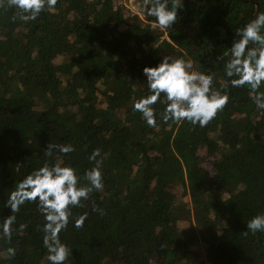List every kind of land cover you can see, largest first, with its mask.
Segmentation results:
<instances>
[{"label":"trees","instance_id":"16d2710c","mask_svg":"<svg viewBox=\"0 0 264 264\" xmlns=\"http://www.w3.org/2000/svg\"><path fill=\"white\" fill-rule=\"evenodd\" d=\"M142 2L140 15L129 7ZM146 3L57 0L27 22L0 4V221L22 176L61 161L83 177L99 149L104 188L71 209L60 233L72 248L65 264H264V233H245L264 212V114L223 72L235 31L264 0H167L179 7L169 28L142 11ZM165 55L213 74V88L227 92L204 127L158 118L153 128L133 112L149 94L142 69ZM48 143L73 151L46 156ZM42 224L25 202L11 241L0 236V264H48Z\"/></svg>","mask_w":264,"mask_h":264},{"label":"clouds","instance_id":"9594fccd","mask_svg":"<svg viewBox=\"0 0 264 264\" xmlns=\"http://www.w3.org/2000/svg\"><path fill=\"white\" fill-rule=\"evenodd\" d=\"M5 0H0L4 4ZM57 0H6V7L16 12V17L27 22L36 20L42 11L53 9ZM179 7H170L167 0H147L142 11L154 18L161 28H169L177 20ZM225 53L229 58L223 64V72L232 88H247L256 109L264 114V11L256 10L251 18L235 31L231 46ZM147 95L133 101L132 110L138 112L149 127H157V119L172 123L187 122L192 126L204 127L219 111H222L229 96L222 89L213 88V74L193 71L192 63L183 58L173 59L165 55L155 66H145ZM163 104L159 111L157 102ZM70 153L72 145L48 143L44 149L46 156L53 151ZM99 149H94L88 156L94 165L85 170L83 177L70 164L57 161L44 163L34 168L18 180L6 201L11 215L0 221V236L11 241L16 213L25 202L34 203L43 217L40 227L42 246L47 253L48 264H65L71 256L69 248L60 238V233L68 226L72 215L71 209L79 207L89 194L102 191L104 180L101 170L102 160ZM86 181V183H83ZM94 212L103 214V209L93 207ZM87 218L84 213L73 219V226L80 228ZM25 225H19L23 229ZM247 231L252 234L264 233V212H259L246 222ZM4 255L12 259L16 249L6 247Z\"/></svg>","mask_w":264,"mask_h":264},{"label":"rangeland","instance_id":"374dc122","mask_svg":"<svg viewBox=\"0 0 264 264\" xmlns=\"http://www.w3.org/2000/svg\"><path fill=\"white\" fill-rule=\"evenodd\" d=\"M134 0H129V2H133ZM138 1V0H137ZM140 1V0H139ZM143 1V0H142ZM143 6V2L141 3V5L137 4V5H134V4H130V9L134 12V13H138L139 15L141 14V8ZM143 17V16H142ZM60 59L57 60V62H59ZM226 197V196H225ZM201 250L203 251V255L206 251V249L204 250V248L202 247Z\"/></svg>","mask_w":264,"mask_h":264}]
</instances>
